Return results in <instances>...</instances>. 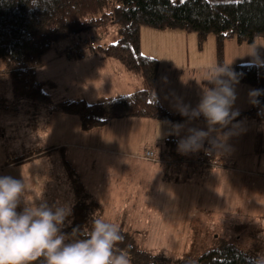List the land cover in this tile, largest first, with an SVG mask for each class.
Here are the masks:
<instances>
[{"label": "trees", "instance_id": "obj_1", "mask_svg": "<svg viewBox=\"0 0 264 264\" xmlns=\"http://www.w3.org/2000/svg\"><path fill=\"white\" fill-rule=\"evenodd\" d=\"M110 23L117 26L119 39L116 42L101 45L92 36L86 39L87 45L81 44L82 38L75 46L67 47L75 51L77 46H88L90 54L119 61L138 80L136 89L126 94L101 97L95 102L84 97L55 101L45 89L52 81H42L37 76L44 55L56 49L61 38L76 36L85 30H106ZM144 26L194 30L198 34L200 49L208 35L214 33L217 64L225 65L227 39L233 38L240 44H254L260 38L264 40V0H0V59L4 63L0 69V81L9 78L13 97L20 103L13 108V113L26 110L30 120H36L32 123L44 131L56 112L76 116L85 131L106 125L116 118L145 117L170 122L183 119L186 116L166 109L156 95L160 62L140 51V34ZM74 54L82 56L76 51ZM233 72L239 82L264 91V62L236 64ZM257 99L258 105L252 104L248 110L236 112L238 115L232 121L250 118L256 122L254 151L261 155L264 153V95ZM5 100L0 97V102ZM12 107L0 103V108L11 112ZM197 120L207 122L203 115ZM179 140L174 135L169 136L162 143L163 153L160 155L153 149L156 159L149 160L156 161L159 155L168 162L189 160L192 164H202L204 168L217 164L214 162L215 148L209 142L204 141L203 150L189 152L196 156L192 159L187 153L178 151ZM61 150L64 168L76 197L71 223L62 229L70 236L73 228L83 230L90 226L93 214L104 219V211L67 159L65 148ZM5 151L6 162H13L30 159L42 150L11 151L5 145ZM119 230L123 241L117 249L131 257L130 264H255L256 257L264 254L263 247L243 249L222 241L201 253L193 262H177L164 253L142 248L129 230L123 227Z\"/></svg>", "mask_w": 264, "mask_h": 264}, {"label": "rangeland", "instance_id": "obj_2", "mask_svg": "<svg viewBox=\"0 0 264 264\" xmlns=\"http://www.w3.org/2000/svg\"><path fill=\"white\" fill-rule=\"evenodd\" d=\"M157 30L162 33L167 31L158 44V38L151 33H145L142 38L140 36L141 53L157 58L160 62L157 80L160 75L163 77L165 68L170 65L184 66L188 62L191 67L208 69L217 64V40L214 33L208 35L203 50L198 46V34L194 30ZM92 36L101 45H108L119 39L117 26L110 23L106 30H85L79 35L61 38L55 46L58 49L67 48L68 45L75 46L82 38L83 44ZM230 39L235 48H229V58L225 57V64L232 72L235 67H232L234 60L242 62L241 64L264 62L262 38L254 44H240L235 39ZM230 39L225 42V50ZM238 44L242 46H237ZM47 58L49 55L45 54L44 66L38 69V78L53 76L61 81L65 75L62 69H68V66L63 65L67 61L59 59L57 63H51ZM3 65L0 59V69ZM251 86L245 87L251 92L255 90ZM45 89L52 92L56 101L58 95L55 89L53 91V85L50 84ZM0 97L7 99L0 102L2 105L13 106L12 112L7 108H0V159L4 160V138L8 137L10 121L21 123L25 114L21 112L17 116L13 115V108H17L20 103L13 97L9 78L0 81ZM238 98L248 101L250 95ZM249 108L250 103L241 111ZM15 133L19 134V131L15 130ZM134 134H126L125 152L128 155L85 151L91 155L89 160L86 156L83 157L84 161L82 157L76 159L82 175L91 185V190L98 195L97 200L103 207L106 221L129 230L134 241L142 248L154 253H164L177 262H193L201 253L222 241L231 242L243 249L264 248V153L251 156L237 149L236 143H233L218 146L214 160L217 164L207 168L202 164H192L189 160L168 162L159 155L158 159L153 161L143 156L146 149L155 148L145 144L153 132L149 134L147 129H142L140 137L143 139L140 144H135L134 140L131 143L130 138ZM12 146L11 150L19 145L14 141ZM204 146L203 144L200 150H203ZM80 151L84 150L72 149L73 154ZM162 151L163 147L159 145L160 155ZM95 154L101 155V158L94 156ZM187 155L192 159L196 157L189 152ZM11 170L18 173L17 167ZM60 185L61 191L65 190L62 188L64 176L60 179ZM30 199L36 201L33 194ZM62 200L72 203L73 197L71 199L64 195ZM70 207L73 211V207ZM70 216L72 218V214ZM71 218L67 219L65 224L71 221ZM129 258L131 259L130 256Z\"/></svg>", "mask_w": 264, "mask_h": 264}, {"label": "crops", "instance_id": "obj_3", "mask_svg": "<svg viewBox=\"0 0 264 264\" xmlns=\"http://www.w3.org/2000/svg\"><path fill=\"white\" fill-rule=\"evenodd\" d=\"M166 32L162 33V31H158L152 27H142L140 36L142 38L145 33H151V35L158 38L156 41V44H158L159 39ZM231 40L226 43L225 57L227 59L229 58V48H235ZM237 46L242 45L238 44ZM83 51L84 55L82 54V56L78 57L74 54L75 51L68 47L59 49L57 47L46 53L49 55V58H47L48 62L57 63L59 59L67 61V63H63V65L68 66V69H62L65 75L61 78V81L53 76H48L43 79L38 78L42 81H52L53 91L55 89L58 95L56 101L84 97L89 102H95L101 97L126 94L136 89L138 80L128 73L119 61L90 54L88 46H85ZM162 51H164V48H162ZM259 57H262L261 53H259ZM234 61L232 67L233 65L242 63L237 60ZM207 70V68L191 67L188 65V62L184 66L174 64L166 67L163 77L160 75L161 79L159 78L156 83L155 92L158 99L166 109L172 112H180L178 109L181 105H187L189 109H195L200 103L203 90L213 87L207 81L202 80ZM245 86L250 87L251 85L238 81L234 86L236 94V100L232 109L234 112L246 109L249 103L250 107L252 105L250 100L242 101L238 98V96L250 93L249 89ZM251 88L254 89L253 86ZM21 112L25 114V118L21 123H16L15 120L10 121L11 126H8L7 130L9 138H4V146L7 145L10 149L13 147L12 144H14V141H16L19 146L11 151H42L27 160L6 162L7 152L3 154L4 160L2 158L0 159V176H11L26 182L27 189L21 197V204L17 208L18 212L23 210L26 198L31 200L32 194L36 198V201L32 202L36 205L46 203L49 206L68 205L73 207L76 197L70 177L64 168L62 148H65L67 159L76 168L87 190L98 198L97 193L91 190V185L86 177L82 175L77 165V158L81 159L82 157L84 161L85 158L83 157L86 156V159L89 160L88 158L91 155L90 153H85V151L112 153L119 156L128 155L125 152L127 149L126 134L135 133L130 138V141L132 143L134 140L135 144L137 142L140 144L143 139L140 137V135L142 136V129H147V132L149 134L153 132V135L148 137L149 141L145 142V144H149V147H155L152 149L156 150L159 154L158 146L162 145L163 141L169 136L174 135L182 139L188 135L189 128L208 131L207 122L197 120V118L189 120L187 116L175 122L145 117L116 118L106 125L85 131L81 129L80 122L76 116L59 112L51 116L49 126L44 131L40 129L39 125L32 123L36 122V120H30L26 110L15 111L13 115L17 116ZM38 122L40 123V120ZM176 124L184 126L179 135H176L173 130V125ZM216 128L217 131H213L205 142H209V140H213L217 136L223 138L224 134L227 133L226 141L220 145L221 147L236 143L237 149L251 156L255 154L254 147L257 124L253 119L244 118L234 120L227 127L221 129L217 125ZM37 129L38 132H36ZM15 130H18L19 134L15 133ZM0 147L2 148V144H0ZM74 148H79L84 151L73 154L72 149ZM94 156L101 158L99 154H95ZM14 167L18 168V173H13L11 170ZM63 176L64 186L62 188L65 190L61 191L60 179ZM64 195L71 199L73 197V202L70 203L69 201L62 200ZM70 218L71 216L67 219L69 220Z\"/></svg>", "mask_w": 264, "mask_h": 264}, {"label": "clouds", "instance_id": "obj_4", "mask_svg": "<svg viewBox=\"0 0 264 264\" xmlns=\"http://www.w3.org/2000/svg\"><path fill=\"white\" fill-rule=\"evenodd\" d=\"M202 80L213 87L203 90L198 106L189 109L181 105L178 110L189 120L203 115L208 131L189 128L188 135L178 141V151L182 153L200 150L211 133L217 131V125L221 129L227 127L238 115L232 110L238 79L227 64L210 66ZM249 95L250 102L258 105L257 97L264 91L252 90ZM183 127L173 125L174 133L179 135ZM227 136H217L209 143L218 147ZM26 189V182L0 176V264H130L128 254L117 249L123 241L118 226L93 214L90 226L83 230L73 228L69 236L62 231L72 214L68 205H36L26 198L23 210L17 211ZM255 264H264V254L256 257Z\"/></svg>", "mask_w": 264, "mask_h": 264}, {"label": "built area", "instance_id": "obj_5", "mask_svg": "<svg viewBox=\"0 0 264 264\" xmlns=\"http://www.w3.org/2000/svg\"><path fill=\"white\" fill-rule=\"evenodd\" d=\"M84 43L87 44L88 43V40H85ZM91 43H93V42H91ZM75 51H76V53L78 55L83 54V47L82 46H77L75 48ZM144 158L145 159H154L155 160L156 159V155H155L154 150L153 149H147L145 151Z\"/></svg>", "mask_w": 264, "mask_h": 264}]
</instances>
